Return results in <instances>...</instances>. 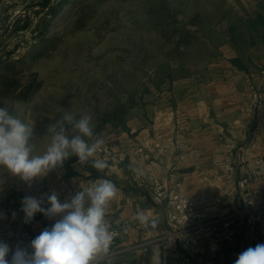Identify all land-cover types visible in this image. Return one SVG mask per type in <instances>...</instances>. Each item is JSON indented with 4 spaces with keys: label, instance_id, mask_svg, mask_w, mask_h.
<instances>
[{
    "label": "rangeland",
    "instance_id": "rangeland-1",
    "mask_svg": "<svg viewBox=\"0 0 264 264\" xmlns=\"http://www.w3.org/2000/svg\"><path fill=\"white\" fill-rule=\"evenodd\" d=\"M30 3L0 0V57L10 53L16 62L0 68V107L33 128L32 155L46 152L49 125L66 111L92 118V143L165 91L168 68L174 82L205 78L220 54L243 55L252 47L250 33L255 41L262 30L251 22L264 16V0H66L51 17ZM24 17L32 24L21 29L17 20ZM234 34L247 41L230 42ZM29 81L34 89L23 100L19 92ZM73 134L69 126L66 135ZM86 165L72 155L40 176L37 199L45 201L64 177L84 172L89 179ZM26 185L0 167V216L21 211Z\"/></svg>",
    "mask_w": 264,
    "mask_h": 264
},
{
    "label": "crops",
    "instance_id": "crops-1",
    "mask_svg": "<svg viewBox=\"0 0 264 264\" xmlns=\"http://www.w3.org/2000/svg\"><path fill=\"white\" fill-rule=\"evenodd\" d=\"M243 55L233 50H228L222 56L220 54L206 67L205 78L193 75L168 84L157 98L144 103L136 114L129 117L126 128L115 127L105 132L101 140L110 160L107 162L108 167L101 171L102 177L86 179L89 175L83 172L62 178L57 189H50L49 196L55 193L61 203L71 199V189L86 190L99 179L111 180L119 189L109 203L106 214L117 223L129 221L130 234L113 239L108 251L97 255L110 254L146 240L139 222L134 219L138 211L148 215L150 221H157L156 227H151L147 239L155 240L170 230L168 208L153 200V180L156 178L161 179L167 188L180 181L181 192L191 197L196 208L207 215L227 214L240 205L243 192L237 182L244 174V169H239L237 175L230 179L221 173L215 161L226 156L230 143L248 149L253 157L264 152L262 34ZM238 56L240 66L232 62ZM255 91L259 92L263 100L259 108L249 106ZM176 118L185 124L186 151H193V154L181 162L177 169H173L172 159L156 151L154 144L172 142ZM132 130L136 132L132 133ZM139 146L144 147L146 152L137 156L135 150ZM154 153H159L160 157L153 158ZM224 182L226 186H223ZM253 190V201L264 203V182L255 185ZM42 207H49L47 199ZM14 214L0 216V222L7 217H15L19 233L26 235L32 232L34 238L59 219H49L37 213L30 222H26L23 211ZM238 228L240 237L229 255L220 241L204 239L198 249H193L184 246L179 240H161L152 243L147 251H124L104 261L105 264H182L183 260L186 264H235L237 252L252 247L249 243H240L244 236L259 237L264 241V231H259L255 225L241 221ZM0 241L11 243L7 239ZM15 249L12 248L13 251ZM165 250L180 251L181 260L163 258ZM10 258L11 253L6 259Z\"/></svg>",
    "mask_w": 264,
    "mask_h": 264
},
{
    "label": "clouds",
    "instance_id": "clouds-1",
    "mask_svg": "<svg viewBox=\"0 0 264 264\" xmlns=\"http://www.w3.org/2000/svg\"><path fill=\"white\" fill-rule=\"evenodd\" d=\"M91 120L88 115L77 118L66 111L49 125L53 135L46 152L32 155L29 142L33 137V128L14 116L6 105L0 107V167L29 184L72 155L79 158V163H90L97 171H103L108 167L106 161L90 159L103 143L102 140L88 142L94 137ZM69 126L75 133L71 136L66 135ZM118 191L111 180L99 179L63 203L52 193L47 197V208L42 207L43 200L23 198L21 211L26 222H30L37 213L49 219H59L31 241V251L21 247L13 251L8 244L0 241V264H91L97 254L108 251L114 239V233L106 222V209ZM134 219L145 228L149 224L153 228L157 225V221H150L143 211H138ZM9 253L11 258L6 259ZM235 264H264V243L240 253Z\"/></svg>",
    "mask_w": 264,
    "mask_h": 264
},
{
    "label": "built area",
    "instance_id": "built-area-1",
    "mask_svg": "<svg viewBox=\"0 0 264 264\" xmlns=\"http://www.w3.org/2000/svg\"><path fill=\"white\" fill-rule=\"evenodd\" d=\"M263 105V100L258 91L252 94L249 102L251 108H259ZM186 127L180 118L175 120L174 139L169 144L155 143L156 151L165 153L172 159L173 169H177L179 164L190 158L193 151L187 152L184 140ZM135 133L136 130H132ZM95 140H98L97 138ZM94 142V140H93ZM92 142V143H93ZM91 144V143H90ZM228 153L225 157L216 159L215 165L221 173L228 178H234L239 169H244V174L238 179V188L243 192L241 203L233 208V211L227 214L207 215L196 208L195 201L181 192L182 183L175 182L172 187L167 188L161 179L153 180V200L156 204L165 205L169 210V222L171 228L168 232L155 240L147 239L151 230L149 227L142 228V235L146 238L141 243L134 244L125 249L112 252L110 254L96 255L91 264H105V259L111 255L119 254L124 251L143 250L147 251L148 247L157 241H181L184 246L198 249L204 239L212 241H220L222 248L227 255L230 254L234 244L240 237L238 224L241 221H247L256 226L259 231H264V203L253 201L255 196L254 186L264 182V152L253 157L246 148H239L236 144L227 145ZM239 151L242 152L239 155ZM146 152L142 146L136 147L135 154L137 156ZM99 158L108 162L106 148L100 145L97 152L92 158ZM153 158H159V153H154ZM226 186V183H223ZM78 190L76 188L70 190V194L74 196ZM106 222L110 225V231L114 233V239L128 236L130 234L131 223L125 221L117 223L114 219L106 214ZM7 239L11 243H6L12 249L13 247L25 248L29 251L31 241L34 239L32 232L21 235L17 229V220L15 217H7L0 222V240ZM241 244L249 243L252 247L257 244L264 243L259 237H246L240 241ZM242 251L237 252L236 259ZM163 258H172L181 260L180 251L165 250L162 253ZM186 264V261H181Z\"/></svg>",
    "mask_w": 264,
    "mask_h": 264
},
{
    "label": "trees",
    "instance_id": "trees-1",
    "mask_svg": "<svg viewBox=\"0 0 264 264\" xmlns=\"http://www.w3.org/2000/svg\"><path fill=\"white\" fill-rule=\"evenodd\" d=\"M66 0H60L57 3V0H31V3L29 4V8H32L33 6H37L39 7V9L41 11H46L47 12V16L51 17L53 15H55L58 12L59 6L62 5L63 2H65ZM25 19H21L19 18V20L17 21H23V25L20 27L21 29L23 28H27L30 27L32 22L30 17H24ZM48 18L44 20V23L42 24L43 26H45V24L48 23ZM259 25L260 28H257ZM251 27L255 30V32H260L262 30V36L264 37V16L263 15H257L256 19L254 21L251 22ZM261 29V30H260ZM230 30V29H229ZM259 30V31H258ZM234 32V29H232V33ZM243 35H238L236 36V34H234V36L231 37L230 42H237L243 37ZM184 38V37H183ZM245 41H247L244 37ZM249 41L248 44H250V46L254 45V33H250V36L248 38ZM238 49V48H237ZM232 62L234 63V65L236 66H240V56L233 58ZM15 61L11 60V54L9 53V56L7 57L6 60H3L0 57V68L2 66H9L12 67L13 64H15ZM168 73H167V77H166V83H170L172 84L176 79L173 75V69L168 68L167 69ZM159 86V85H158ZM34 89V82L33 81H29L27 84L23 85L22 90L19 92V96L21 99L26 100L28 99L29 95L31 94L32 90ZM117 127V125H116ZM122 128H126V125L124 124V122H122L121 125ZM92 160H94V158H90ZM87 170L90 172V178H100L102 177V173L101 171H97L96 169H94L90 163H87Z\"/></svg>",
    "mask_w": 264,
    "mask_h": 264
},
{
    "label": "bare ground",
    "instance_id": "bare-ground-1",
    "mask_svg": "<svg viewBox=\"0 0 264 264\" xmlns=\"http://www.w3.org/2000/svg\"><path fill=\"white\" fill-rule=\"evenodd\" d=\"M39 180L41 181L40 177L33 179L31 181V183L29 184L28 182H26V189L24 190L27 194L28 197H35L37 198L38 195L42 196L43 193L39 194L41 192L40 190V186L41 183H39Z\"/></svg>",
    "mask_w": 264,
    "mask_h": 264
}]
</instances>
